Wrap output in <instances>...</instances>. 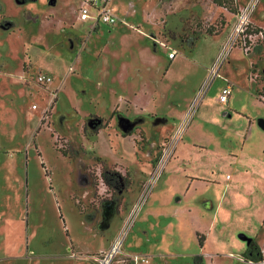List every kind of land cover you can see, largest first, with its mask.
<instances>
[{
  "label": "rangeland",
  "instance_id": "obj_1",
  "mask_svg": "<svg viewBox=\"0 0 264 264\" xmlns=\"http://www.w3.org/2000/svg\"><path fill=\"white\" fill-rule=\"evenodd\" d=\"M248 1L233 0L228 11L214 0H109L118 23L92 31L93 19L78 20L80 0H0V264H135V257L137 264H195V256L199 264H264V245L261 263L239 260L249 241L264 243V103L256 97L264 89V39L247 53L233 49L219 77L210 73L188 135L138 203L199 79L168 81L164 91L173 97L164 99L168 53L179 54L173 64H207ZM254 29H264V0L250 16ZM39 75L51 83L38 84ZM224 77L239 96L231 109L251 120L247 139L204 121L215 112L245 131L237 117L206 106ZM139 87L161 97L148 106L157 112L132 105ZM102 167L127 174L131 185L111 193ZM185 177L210 184L187 187ZM175 207L193 213L170 216ZM199 237L207 240L200 248Z\"/></svg>",
  "mask_w": 264,
  "mask_h": 264
},
{
  "label": "built area",
  "instance_id": "obj_2",
  "mask_svg": "<svg viewBox=\"0 0 264 264\" xmlns=\"http://www.w3.org/2000/svg\"><path fill=\"white\" fill-rule=\"evenodd\" d=\"M108 1L109 0H81L80 6L78 9V18L81 21H87V20L93 19L94 20L93 24L95 26H98V25L113 26L117 24L118 18L109 9ZM258 2L259 0H249L243 6V8L240 9L237 15V18H236V22L231 29V32L229 33L226 41L220 47L218 54L214 59V62L209 71V76H210V73H214L216 76L219 77V74H218V70H219L218 68L220 67L219 65L225 61V59L228 57V55L233 49L239 46L241 47L243 51L247 53L251 45H254L257 41L264 39V29H254L255 31H248L250 16ZM176 54L177 52L172 50L168 56L170 59H172L176 56ZM207 79H206V82L203 83L204 87L208 83ZM250 80H253V78L251 77ZM36 82L40 85H48L51 83V79L50 77H47L45 75H39L36 79ZM232 88H233V85L230 84L229 82L225 84V86L221 89L219 97H218V100L220 103L226 104L228 102V99L232 93ZM200 95L201 93H199V90H198L196 96L194 97L187 111L183 115L180 125L174 131L173 135L169 138V140L163 144V149H162L160 159L157 162L156 166L154 167L150 175L149 185L145 188V190L141 194V197L138 203L144 202L147 193L152 188V186L154 185L158 177L161 175L164 169V166L166 165L167 161L172 155L174 147L181 140L183 132L186 129L189 120L191 119V116L194 112L195 106L198 103ZM259 98L264 102V97H259ZM138 209H139V204H136L135 208L132 209V212L129 215V218H128L129 222L133 214L135 213V211H137ZM128 223L126 222L124 224V228L122 229V232H121L122 235L121 236L118 235L117 238L115 239L114 245L112 247V251H116L118 247L120 246V244L123 243V238L126 234L125 229H128L127 228V226L129 225ZM230 256H233V255H230ZM239 260L241 262H245L242 257H239ZM134 261L135 263H137L138 257H135ZM246 263H253V262L247 261Z\"/></svg>",
  "mask_w": 264,
  "mask_h": 264
},
{
  "label": "crops",
  "instance_id": "obj_3",
  "mask_svg": "<svg viewBox=\"0 0 264 264\" xmlns=\"http://www.w3.org/2000/svg\"><path fill=\"white\" fill-rule=\"evenodd\" d=\"M81 1V0H80ZM79 5H80V3H79ZM78 20H80L79 18H78ZM81 21V20H80ZM99 26V25H98ZM96 26L94 25V24H92L91 25V27H90V29L93 31V29L95 28ZM221 44V43H220ZM219 47L220 46H218V48L216 49V50H214V52L209 56V58H208V62H207V64L206 63H199V64H195V60L193 59V58H191L190 59V61L191 62H193V64H191V63H188V64H190L189 66L188 65H186V66H184V65H181L180 63H178V64H173V62L175 61V60H177L179 57V54H176V56L174 57V58H172V59H170L169 58V56L167 57V62H168V66H167V68H166V72H165V78H164V80L162 81V82H159L160 84H159V87L161 88V90H162V94H161V96L162 95H166V96H163V98L165 99V98H167V99H169V98H172L173 97V95H167V92H165L166 90L164 89L165 88V86L166 85H168L169 83H168V81H172V80H176V78H177V81H180V83H179V85H183V84H185V80L189 77V76H193V78H199L198 79V81L196 82V84L194 85V87H193V89L190 91V93H189V96H188V98H184L183 100H182V102H183V106H182V108H181V113L179 114V117H178V119H179V121H180V119H182V116H183V114L185 113V111L187 110V107L191 104V102H192V100L194 99V97L196 96V94H197V92H198V90L201 88V86L203 85V83L206 81V79L208 78V76H209V71H210V68H211V66H212V64H213V62H214V59H215V57L217 56V54H218V51H219ZM193 52V50L192 51H190V52H187V54H188V57L190 56V54ZM170 53V52H169ZM169 53H168V55H169ZM184 55V54H183ZM185 57V60L186 61H188V57L187 56H184ZM164 68H165V66H164ZM163 70V69H162ZM163 71H165V69L163 70ZM223 85H222V88L225 86V84L227 83V82H229L230 84H232V82H231V79L230 78H228V77H224V79H223ZM248 83H250V81L248 80ZM233 85V84H232ZM180 87V86H179ZM146 87H139V90H138V93L135 95V99H134V101L132 102V105L135 107V108H138V110L140 111V112H143V111H146L147 109H149V110H155L156 112H157V110L156 109H151V108H148V106H151L152 107V105H153V107H154V105L156 104V102L155 101H158V100H160V98L161 97H158V95H157V93H156V91H155V89H151V90H147V89H145ZM160 88H158V90L160 89ZM221 88V89H222ZM165 90V91H164ZM180 91V90H179ZM247 91H250L251 92V87L249 86V88L247 89ZM140 93V94H139ZM172 93H174V92H172ZM158 94H159V91H158ZM256 94V93H255ZM139 95H142V97H146L147 96V100H141L140 99V97H139ZM238 95V93H237V91L234 89V85H233V88H232V93H231V95H230V97H229V99H228V102L226 103V104H223V103H220L219 102V100H218V98H213V99H211L210 101H208L207 102V104H206V106L207 107H209V108H216V107H218V108H220V113H222V116L224 117V118H226V117H228L229 119H232L233 118V116H235V117H237L239 120H240V125L241 126H245L244 127V129H245V131H243L242 132V134L240 133V131L239 130H231V128H230V126H229V124H227L228 123V121H225V119H223V120H219L218 119V116L219 115H216L217 113H215L214 112V114H213V112L212 113H207V114H205V123L207 124V125H211V126H214V125H219V127L221 126V127H223V129H226L227 131H228V133L229 134H234V135H236V136H241V137H243L244 139H247V137H249V134L251 133H249V130H251L250 128L252 127V123H251V120H249V119H246L244 116H243V114H239V113H241V112H234V110H232L231 109V107H232V105H233V103H234V101L235 100H237L238 98H239V96H237ZM256 97H257V99H259V101L260 102H263L260 98H258V95L256 94ZM260 97V96H259ZM145 103H144V102ZM181 101V100H180ZM264 103V102H263ZM202 104H203V102H202ZM141 107H142V109H141ZM200 109H201V107H200ZM199 109V110H200ZM199 110H198V112H199ZM204 114V113H203ZM165 123H167V124H169L170 125V123H168V122H165ZM191 124V123H190ZM174 125H175V121H174V123H172V125H171V127H172V130L170 131V133L166 136V138H170L172 135H173V133H174V131H173V128H174ZM188 127H189V125L186 127L187 129H185L184 130V132H183V135H182V137H181V140L179 141V142H181L182 141V139H183V137H186L187 135H188V133H189V131H188ZM226 127V128H225ZM101 132L102 131H100L96 136H98V135H100L101 134ZM246 133V134H245ZM232 134V135H233ZM240 134V135H239ZM244 135V136H243ZM95 136V137H96ZM165 137V136H164ZM178 142V143H179ZM178 143L176 144V146L178 145ZM183 162H181V164H182ZM180 164V165H181ZM182 166V165H181ZM151 169H152V167L150 168V170H149V172H148V175H150V173H151ZM195 179V177H185V180H184V182H183V184L185 185V186H187V187H190L191 185H192V183L193 182H198V183H203V184H206V185H209L210 183L209 182H206V181H201V180H194ZM196 179H200V178H196ZM225 180H229V178H228V176H226L225 177ZM143 185H144V182H141L140 183V187H139V189H142V187H143ZM226 187H230V185H227L226 184ZM186 194L187 193H184L183 194V197H186ZM182 198V197H181ZM181 198H180V200H178V201H182L181 200ZM212 204H211V202L210 201H208V200H203L202 201V206L204 207V209H208V210H211L212 209V206H211ZM191 213H193V211L192 210H189V209H187V208H185V207H175L174 209H172L171 211H170V216H181V219L183 218H185L186 216H187V214H191ZM148 219V218H147ZM169 224H171V223H167V224H165L164 223V225H169ZM206 238L204 237V240H203V242L205 243V245H206ZM256 244L258 245V246H263L264 245V243H259V242H256ZM140 245H142V244H140ZM200 248V247H199ZM205 248V247H204ZM245 250L246 249H244V252H245ZM243 252V253H244ZM204 260H205V258H204ZM204 260H203V262H204Z\"/></svg>",
  "mask_w": 264,
  "mask_h": 264
},
{
  "label": "trees",
  "instance_id": "obj_4",
  "mask_svg": "<svg viewBox=\"0 0 264 264\" xmlns=\"http://www.w3.org/2000/svg\"><path fill=\"white\" fill-rule=\"evenodd\" d=\"M20 3H28L33 0H17ZM214 2L222 7L225 8L228 11L233 10V8H236L237 6L234 5L233 0H214ZM208 35H212L211 33H208ZM260 97H264V89L259 93ZM98 129H95V133H97ZM65 155V153L63 152ZM43 167V164L41 165ZM100 179L102 183L106 186L108 191L111 193H119L128 186L131 185L130 179L128 175L126 174L125 176L121 175L120 173L117 172H111L107 170L106 168L100 170ZM93 182V181H92ZM95 184V183H94ZM203 239L199 237V247L203 246ZM243 259L247 261H252L253 263H260L262 262V255L259 249V246L254 242V241H249L247 248L245 252L243 253ZM195 264L200 263V257L195 256L194 257Z\"/></svg>",
  "mask_w": 264,
  "mask_h": 264
},
{
  "label": "flooded vegetation",
  "instance_id": "obj_5",
  "mask_svg": "<svg viewBox=\"0 0 264 264\" xmlns=\"http://www.w3.org/2000/svg\"><path fill=\"white\" fill-rule=\"evenodd\" d=\"M116 25V24H115ZM242 257V256H241ZM243 258V257H242ZM139 259V258H138ZM245 261V260H244ZM244 263H246V261L244 262ZM135 264H137V263H135Z\"/></svg>",
  "mask_w": 264,
  "mask_h": 264
},
{
  "label": "bare ground",
  "instance_id": "obj_6",
  "mask_svg": "<svg viewBox=\"0 0 264 264\" xmlns=\"http://www.w3.org/2000/svg\"><path fill=\"white\" fill-rule=\"evenodd\" d=\"M117 249V248H116ZM104 264V263H103Z\"/></svg>",
  "mask_w": 264,
  "mask_h": 264
},
{
  "label": "water",
  "instance_id": "obj_7",
  "mask_svg": "<svg viewBox=\"0 0 264 264\" xmlns=\"http://www.w3.org/2000/svg\"><path fill=\"white\" fill-rule=\"evenodd\" d=\"M264 126V125H263Z\"/></svg>",
  "mask_w": 264,
  "mask_h": 264
}]
</instances>
